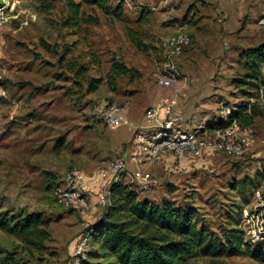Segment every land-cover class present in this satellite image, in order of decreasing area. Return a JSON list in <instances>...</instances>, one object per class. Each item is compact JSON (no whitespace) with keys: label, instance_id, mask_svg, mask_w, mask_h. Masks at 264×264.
<instances>
[{"label":"rangeland","instance_id":"1","mask_svg":"<svg viewBox=\"0 0 264 264\" xmlns=\"http://www.w3.org/2000/svg\"><path fill=\"white\" fill-rule=\"evenodd\" d=\"M71 4L79 5L75 21L68 18ZM263 14L264 0H133L131 5L124 0H0V264L74 260L86 224L76 211L55 202L51 187L73 167L93 172L122 157L120 143L135 137L134 128L151 127L144 112L159 100L152 96L155 88L170 87L160 81L170 71L162 39L181 29L191 36L174 62L177 80L190 81L188 101L197 111L190 129L210 133L215 129L208 125L228 121L243 100L232 85L246 72L241 53L264 42L258 23ZM116 63L133 72L115 75ZM95 79L101 80L97 88ZM254 93L250 102L261 114L243 156L209 148L187 154L193 160L188 170L161 172L153 164L150 188L131 176L122 179L141 199L195 207L198 227L233 240L224 254L187 264H264V88ZM175 95L178 105L188 99L182 91L164 96ZM131 97L135 113L126 110ZM103 100L122 105L133 128L109 127L95 113ZM133 145L134 140L130 149ZM105 208L101 205L89 224ZM31 214L45 220L51 235L42 250L1 228ZM91 250L100 253L92 263L112 264L98 244L92 242Z\"/></svg>","mask_w":264,"mask_h":264},{"label":"trees","instance_id":"2","mask_svg":"<svg viewBox=\"0 0 264 264\" xmlns=\"http://www.w3.org/2000/svg\"><path fill=\"white\" fill-rule=\"evenodd\" d=\"M78 6L71 4L68 17L71 21L79 16ZM133 39L138 47L144 46L135 37ZM241 58L246 72L234 78L232 85L239 90L243 100L231 111L228 121L221 119L208 125L210 129H223L234 121L251 128L261 114L260 108L250 100L256 90L264 88V42L243 50ZM112 72L115 75L130 74L133 69L124 63H116ZM93 82L97 88L101 80ZM110 191V205L90 228L92 242L100 246L105 256L112 258V264H187L200 257L222 255L227 244L233 242L231 239L223 240L205 227H198L195 221L197 209L191 205L182 207L170 200L153 202L141 199L136 188L122 180L112 183ZM1 228L10 234H18L38 250L45 248L51 236L45 220L35 214L14 222L12 226L2 223ZM99 256L98 251L90 250L88 259L81 264H94L91 259ZM256 257L259 258L260 254L257 253ZM260 258L264 260V257Z\"/></svg>","mask_w":264,"mask_h":264},{"label":"built area","instance_id":"3","mask_svg":"<svg viewBox=\"0 0 264 264\" xmlns=\"http://www.w3.org/2000/svg\"><path fill=\"white\" fill-rule=\"evenodd\" d=\"M131 5L133 0H124ZM258 23L264 27V14ZM191 44V36L184 30L160 41L159 46L165 58V67L169 68V75L160 78L163 83L177 81L178 71L175 69V60L182 55ZM3 87L0 84V98L3 96ZM95 113L112 128L127 125L133 128L125 108L113 100H103L95 107ZM144 116L150 128L146 131L135 129L134 145L129 151L131 159L136 163L159 164L167 155L182 158L187 154L199 155L206 149L222 150L235 156H243L253 144L249 127L241 126L237 121L223 129H215L208 133L204 128L186 129L182 126V113L178 109L176 97H165L157 104L148 107ZM127 157L122 156L114 161L98 167L93 172L73 167L58 180L51 189L55 202L67 209H73L86 224L84 231L77 240L74 248V260L69 264H81L88 259V252L92 249V229L89 220L94 208L90 197V186L97 179L104 182L107 188L97 197L99 205L107 207L111 203L110 186L119 182L128 174ZM131 177L143 188H150L153 183L151 171L137 168ZM93 224V223H92Z\"/></svg>","mask_w":264,"mask_h":264},{"label":"crops","instance_id":"4","mask_svg":"<svg viewBox=\"0 0 264 264\" xmlns=\"http://www.w3.org/2000/svg\"><path fill=\"white\" fill-rule=\"evenodd\" d=\"M181 82H182L181 80H177L173 84H170L169 88H168L167 84H162L159 87L155 88V91H154L155 93L152 96L156 97V95H158L159 100L158 101L156 100V101L159 102L161 99L166 97V96H164L165 93H171V94L176 93L177 94L178 92L182 91L183 97L188 98V99L179 103L178 106H180L179 110L183 112L184 117H185L184 127L186 129H190L192 127L190 120L195 117V115L197 114V111H195V109L192 107L191 103L188 101L190 99L189 94H188V89L190 88L189 87L190 81H185L184 83H181ZM159 88H160V91L157 92L156 90H158ZM172 97H176L177 100L179 101V98L177 95L172 96ZM156 101H152V104L153 103L156 104L157 103ZM125 103H126L127 112H130V110H131L132 113H135V111L133 112L134 107L131 104L132 103V97L128 98V101ZM202 118H204V117L201 116L200 119H202ZM205 118H207V116H205ZM133 138H134V136H133ZM133 138H132V140H133ZM131 141L126 140V141L120 143L121 145L126 147V148L125 147L122 148V150L120 151V156H125L129 160V163H128V170L129 171H128L127 175H124L123 179H130L131 171H134V168L135 169L141 168V169L150 170V171H152L151 169H153V168H151V167H153L152 166L153 164H148V163H144V162L136 163L135 161H133L131 159V156L129 155V151H130L129 145H130ZM189 158H190V156L185 155L184 157L180 158L179 160H175V158L172 155H167L165 157V159L161 163L155 165L154 168H158L161 172H170V171L176 170L177 168H179L181 170H188L189 168H192V166H193V164L191 163L193 160H190ZM187 159H189V160H187ZM103 188H104V182L100 179H97L90 186V189H89L90 197H91V201L93 202V205H94V208H93L92 213H91L92 218L94 217V214L100 209L101 205L98 204L97 193L100 192ZM103 214H104V211L101 213V216H99V218L97 220H95L94 222L98 221L103 216Z\"/></svg>","mask_w":264,"mask_h":264}]
</instances>
